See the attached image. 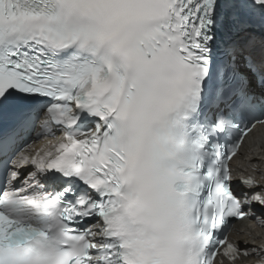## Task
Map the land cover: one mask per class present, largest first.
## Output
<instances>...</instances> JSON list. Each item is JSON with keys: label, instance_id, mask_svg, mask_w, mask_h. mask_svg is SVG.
<instances>
[{"label": "snow or ice", "instance_id": "snow-or-ice-1", "mask_svg": "<svg viewBox=\"0 0 264 264\" xmlns=\"http://www.w3.org/2000/svg\"><path fill=\"white\" fill-rule=\"evenodd\" d=\"M258 124L264 0H0V264H264Z\"/></svg>", "mask_w": 264, "mask_h": 264}, {"label": "bare ground", "instance_id": "bare-ground-1", "mask_svg": "<svg viewBox=\"0 0 264 264\" xmlns=\"http://www.w3.org/2000/svg\"><path fill=\"white\" fill-rule=\"evenodd\" d=\"M42 147H47V146L45 143H40L37 146H35L34 149L39 150ZM246 153H252L251 155H249V160L253 162H256V161L262 162L264 164V127H262L258 131L257 135L247 143ZM260 231L264 233V229H260ZM253 235H256V233H253ZM244 237L245 235L243 232L242 233L238 232L236 234V238L238 239H241Z\"/></svg>", "mask_w": 264, "mask_h": 264}]
</instances>
